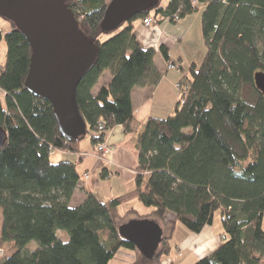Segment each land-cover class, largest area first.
<instances>
[{
	"label": "trees",
	"instance_id": "obj_1",
	"mask_svg": "<svg viewBox=\"0 0 264 264\" xmlns=\"http://www.w3.org/2000/svg\"><path fill=\"white\" fill-rule=\"evenodd\" d=\"M111 1L67 0L99 51L77 89L87 125L79 141L64 139L52 104L26 89L32 50L25 37L14 26L6 34L0 30V43L6 44L0 63V126L8 133L0 151V264H110L122 248L139 254L133 264H162L171 255L176 224L148 260L120 236V219L137 214L161 223L172 213L176 223L199 234L217 212L223 244L195 264H263L264 96L254 77L264 73V0H168L165 7L160 2L155 15L174 24L176 14L182 20L204 6V61L190 67L184 104L179 102L167 118L150 117L136 137V188L109 201L87 193L80 205H71L80 181L77 165L54 163L51 154L76 153L86 137L96 148L116 126L137 132L132 92L154 87L162 78L155 50L141 46L133 27L150 14L106 33L101 23ZM160 51L167 64L178 63L166 47ZM106 72L111 81L93 94ZM134 200L153 211L139 215L130 209L121 217L120 207ZM58 231H66L69 239L60 240ZM33 241L39 248L26 251ZM7 251L12 253L6 257Z\"/></svg>",
	"mask_w": 264,
	"mask_h": 264
},
{
	"label": "water",
	"instance_id": "obj_2",
	"mask_svg": "<svg viewBox=\"0 0 264 264\" xmlns=\"http://www.w3.org/2000/svg\"><path fill=\"white\" fill-rule=\"evenodd\" d=\"M161 0H112L101 29L110 33L132 18L150 14ZM0 18L20 31L32 50L26 89L35 97L52 104L59 131L67 141L87 135V125L77 102V89L94 67L98 46L80 28L67 0H0ZM264 96V73L254 77ZM8 141L0 126V151ZM120 236L134 244L148 260L156 255L164 236L159 223L149 219L132 220L118 228Z\"/></svg>",
	"mask_w": 264,
	"mask_h": 264
},
{
	"label": "crops",
	"instance_id": "obj_3",
	"mask_svg": "<svg viewBox=\"0 0 264 264\" xmlns=\"http://www.w3.org/2000/svg\"><path fill=\"white\" fill-rule=\"evenodd\" d=\"M203 9L204 6L199 4L196 12L187 15L175 24L153 14H150V16L155 17L157 22L151 27L144 25V18H138L133 22L134 32L141 46L144 49L155 50L154 62L161 72L162 78L154 87L135 88L133 90L131 98L134 117L138 123V131L127 133L122 126H116L110 130L106 137V143L111 147L112 151L106 157L102 158L96 155L94 145L89 137L80 142L79 150L76 153L58 151L61 153L58 160L74 162L77 165V171L80 176L79 185L71 200L72 206L80 205L85 200L87 193L96 194L99 199L102 197V201H109L136 188L138 153L135 139L144 132L147 120L150 117L162 118L161 115L165 109L168 110V113H175L176 106L179 103V94L176 91L175 84L189 75L186 68H189L191 63L197 66V62L200 60L187 58L182 52H177V55L174 56L173 51L193 30H195L201 41H204L201 24ZM11 29V26L9 29L0 27L4 34ZM162 46L169 50L171 60L178 62L181 66V69L177 70L181 72L187 71L185 76L182 77L177 71L170 73L171 70L167 69V62L160 51ZM199 51L201 53V45L199 46ZM5 54L6 44L2 42L0 43V63L2 57L3 59L5 58ZM111 78L109 72L104 73L94 87L93 94H97L103 85L109 84ZM165 94L173 95V100L170 104L169 102L166 103ZM174 113L169 116L174 115ZM103 171L106 173V177L102 176ZM134 202L136 200L125 204V206L129 210L135 209ZM166 216L174 217L177 225L176 217L172 213H167ZM219 222L214 219L213 223L207 225L199 234L187 231L180 244L177 245V249L181 253L187 254L183 263L193 264L223 244L219 242L224 235V227L220 218ZM137 258L138 253L136 251L122 248L117 252L110 264H133ZM166 260L173 262L171 258ZM168 264L170 263L168 262Z\"/></svg>",
	"mask_w": 264,
	"mask_h": 264
},
{
	"label": "rangeland",
	"instance_id": "obj_4",
	"mask_svg": "<svg viewBox=\"0 0 264 264\" xmlns=\"http://www.w3.org/2000/svg\"><path fill=\"white\" fill-rule=\"evenodd\" d=\"M167 3H168V0H161V6L162 7H165L167 5ZM151 14L155 15V12L152 11ZM10 26L12 27V24L10 22L0 18V27H4V28L9 29ZM105 39H106L105 37H102V40H105ZM200 45H201V53L199 51V46ZM173 52H174V54H173L174 56L177 55V52H182V54H184L187 58H192L193 60L194 59H199L200 61L197 62L198 63L197 66L200 67L202 65L203 61H204V58H205V55H206V52H207V47L205 46V42L204 41L202 42L201 39L199 38V36L197 35V33L195 32V30H193L189 34V36L186 37L185 40L181 44L177 45V47L174 49ZM4 62H5V58L3 59V57H2L1 63H4ZM192 65L193 64L191 63L190 67ZM190 67L186 68V70L188 72H190ZM175 71L179 72L182 77L185 76L186 73H187V71L181 72V71H179L177 69H173V70L171 69L170 73H175ZM183 80L184 79L176 82L175 85H177L179 82H182ZM175 88H176V91H178L179 101H180V98H181L180 89L178 90L177 86H175ZM164 99H165L166 103L169 102V104H170V102H172V100H173V95L170 96V95L165 94L164 95ZM173 113L174 112L168 113V110L165 109L164 113H162L161 116H162V118H167V117H169L170 114H173ZM95 153H96V155L100 156L96 152V149H95ZM60 156H61V153H59L58 151H54L51 154V157H50L51 161L54 162V163L61 162V161L58 160V158ZM146 182L147 181L145 180V184H146ZM144 187H145V185L143 186V188ZM100 200L102 201L103 198L101 197ZM134 205H135V210L138 211L139 215L150 214L153 211V209H154L153 207L144 206L138 200H136V202H134ZM128 210L129 209L125 205H122L120 207V209H119L120 216L123 217ZM219 218L221 219L220 213L217 212L215 214L214 219H215V221L219 222ZM139 219L140 218H139V216L137 214H131V215H128L126 218H123L122 220L120 219V222H121V225H124V224L129 223L132 220H139ZM174 223H175L174 217L166 216V217L163 218V221L161 223H159V224H161L163 226V227L162 226L161 227L163 228L164 233L167 234L169 229H170L169 226L171 224H174ZM187 231H188L187 228L185 226H183L181 223L178 222L177 225L175 226L174 233H173L172 238L170 240V244H171L172 249H171V255H170L169 259L171 258L172 261L175 262L176 264H186V263H183V260L185 259L187 254H185V253L183 254V252L181 253L177 249V245L180 244L181 240L184 238V236L186 235ZM57 236L62 241H67L69 239V235H68V233L66 231H58L57 232ZM219 242L223 243V239L220 238ZM38 248H39V244L37 242L33 241L30 244H28V246L26 247V251L32 252V251H34V250H36ZM11 253H12L11 251H9V252L7 251L6 257L9 256ZM138 259H139V254H138V258L136 259V261ZM168 262L171 263V261L164 260L162 262V264H168ZM195 263H193V264H195ZM263 264H264V262H263Z\"/></svg>",
	"mask_w": 264,
	"mask_h": 264
},
{
	"label": "built area",
	"instance_id": "obj_5",
	"mask_svg": "<svg viewBox=\"0 0 264 264\" xmlns=\"http://www.w3.org/2000/svg\"><path fill=\"white\" fill-rule=\"evenodd\" d=\"M157 17V16H156ZM171 22V19H167ZM174 21L176 23L180 22V17L178 14H176L174 16ZM144 25L146 27H151L152 25H154L157 22V19L153 16H147L143 19ZM167 69L168 70H173V69H180V65L177 64H167ZM187 79L185 81L179 82L176 86L178 88V90L180 89L181 92V98L180 101L181 104H184L185 102V97L187 96L188 92H189V82H190V77H186ZM104 128L103 125L99 124V129L102 130ZM96 152L102 157H106L111 151V147L106 143H100L96 146ZM86 178H88V176H86ZM223 221H225V218H222ZM224 238V237H223ZM2 253V252H1Z\"/></svg>",
	"mask_w": 264,
	"mask_h": 264
},
{
	"label": "clouds",
	"instance_id": "obj_6",
	"mask_svg": "<svg viewBox=\"0 0 264 264\" xmlns=\"http://www.w3.org/2000/svg\"><path fill=\"white\" fill-rule=\"evenodd\" d=\"M151 14V13H150Z\"/></svg>",
	"mask_w": 264,
	"mask_h": 264
}]
</instances>
